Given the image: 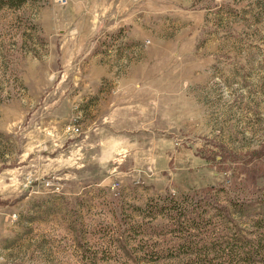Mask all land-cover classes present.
Wrapping results in <instances>:
<instances>
[{"label": "rangeland", "instance_id": "374dc122", "mask_svg": "<svg viewBox=\"0 0 264 264\" xmlns=\"http://www.w3.org/2000/svg\"><path fill=\"white\" fill-rule=\"evenodd\" d=\"M262 201L264 0L0 9V264L198 262Z\"/></svg>", "mask_w": 264, "mask_h": 264}, {"label": "trees", "instance_id": "16d2710c", "mask_svg": "<svg viewBox=\"0 0 264 264\" xmlns=\"http://www.w3.org/2000/svg\"><path fill=\"white\" fill-rule=\"evenodd\" d=\"M24 2L25 0H0V9L4 7L19 8ZM210 190L215 192L214 188H211ZM165 202L169 207L171 206L170 209L172 212L174 211L178 217L177 219L174 216L172 218L174 220L180 219L182 223L180 227H186V232L190 229H198L199 227L210 223V221H208L209 219L205 217L192 216V212L195 211L194 207L200 202L194 201L192 196L184 195L180 200L174 198L165 199ZM260 204L264 205V201ZM236 206V203H234V208ZM255 207L248 213V216L249 214H256ZM237 211L241 213L242 208H239ZM254 218L255 219H251V223L249 224L250 227L244 228L243 230L238 229V231H235V229L229 236L228 234L221 235L202 243L189 239L182 245V247H178V249L183 251L187 249L185 252L188 255L192 254V256H195L194 258L198 257V262L194 260L187 264H204L201 258L203 257L204 261H206L205 256L203 255L205 249L217 253L216 256L211 257L209 260L218 259L219 264L225 262L228 264H264V221L257 217Z\"/></svg>", "mask_w": 264, "mask_h": 264}, {"label": "built area", "instance_id": "2783aa9c", "mask_svg": "<svg viewBox=\"0 0 264 264\" xmlns=\"http://www.w3.org/2000/svg\"><path fill=\"white\" fill-rule=\"evenodd\" d=\"M55 2L58 3L60 6H66L68 0H55Z\"/></svg>", "mask_w": 264, "mask_h": 264}]
</instances>
